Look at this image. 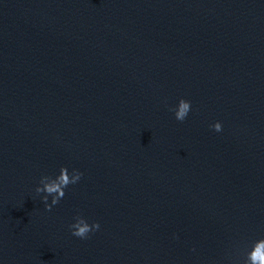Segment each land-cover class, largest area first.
Returning a JSON list of instances; mask_svg holds the SVG:
<instances>
[{
	"label": "water",
	"instance_id": "95a60500",
	"mask_svg": "<svg viewBox=\"0 0 264 264\" xmlns=\"http://www.w3.org/2000/svg\"><path fill=\"white\" fill-rule=\"evenodd\" d=\"M261 241L264 0H0V264H252Z\"/></svg>",
	"mask_w": 264,
	"mask_h": 264
},
{
	"label": "clouds",
	"instance_id": "9594fccd",
	"mask_svg": "<svg viewBox=\"0 0 264 264\" xmlns=\"http://www.w3.org/2000/svg\"><path fill=\"white\" fill-rule=\"evenodd\" d=\"M188 107L189 104L181 100L179 112L177 113L178 120L183 121L185 119ZM215 130L217 132L221 131V125L219 123L215 125ZM65 173H66V169L61 168V176L59 179H60V184L63 185H67L68 183H70ZM46 190L49 193H53V192L59 193L58 198L54 199L53 203H56L59 198H62L65 195L64 192L60 189V186L56 184L47 186ZM46 209L51 210V207L46 205ZM73 227H75L76 229L75 231L72 232L74 236L80 238H86L89 232L99 229L100 226L98 223L94 222L91 225V227L85 223L77 224L74 225ZM250 259L252 261V264H264V241H261L256 245L255 250L250 255Z\"/></svg>",
	"mask_w": 264,
	"mask_h": 264
}]
</instances>
